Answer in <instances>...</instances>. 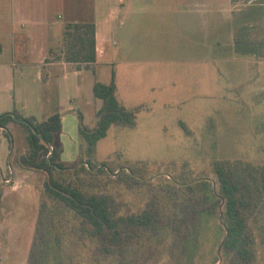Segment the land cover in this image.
Returning <instances> with one entry per match:
<instances>
[{"label":"rangeland","instance_id":"1","mask_svg":"<svg viewBox=\"0 0 264 264\" xmlns=\"http://www.w3.org/2000/svg\"><path fill=\"white\" fill-rule=\"evenodd\" d=\"M126 27L112 38L121 44H110L103 59L83 68L75 111H57L64 117L60 161H79L77 112L95 127L102 101L93 85L114 77L117 99L138 108L136 125L111 126L93 161L135 170L139 185L114 189L125 209L185 220L178 231L146 242L131 264H245L221 246L219 167L246 190L250 264H264V0H185L164 11L155 6L133 42L129 21ZM74 42L62 39L54 56ZM16 79L28 101L14 108L40 122L49 118L54 102L44 109L33 100L39 92L34 69ZM23 134L19 125L12 141L0 134V264H27L40 204L44 176L17 164L26 148ZM74 264L93 263L87 253Z\"/></svg>","mask_w":264,"mask_h":264},{"label":"trees","instance_id":"2","mask_svg":"<svg viewBox=\"0 0 264 264\" xmlns=\"http://www.w3.org/2000/svg\"><path fill=\"white\" fill-rule=\"evenodd\" d=\"M71 40L75 42L67 46L60 59L77 64V68L83 65L88 69L96 63L93 23L66 24L63 42L67 44ZM116 90L114 77L107 85L94 83V97L102 101L96 111L95 127L85 125L83 114L77 112L82 142L76 163L60 161L62 146L57 137L62 132V115L59 112L41 122L25 117L17 109L0 115V134L9 141L13 140L14 126L23 129L26 148L17 158V164L44 176L27 264H74L76 258L87 253L93 264H100L104 259L111 264H131L146 242L160 239L164 231L176 232L185 223L184 219H163L148 209L141 212L125 209L114 189L124 184L128 191L132 190L140 184L137 173L131 168L128 173L93 161L98 141L111 126L132 128L136 125L138 108L124 106L117 99ZM218 174L219 203H223L219 214L222 249L250 264L254 252L247 216L249 197L235 176L231 177L221 167Z\"/></svg>","mask_w":264,"mask_h":264},{"label":"crops","instance_id":"3","mask_svg":"<svg viewBox=\"0 0 264 264\" xmlns=\"http://www.w3.org/2000/svg\"><path fill=\"white\" fill-rule=\"evenodd\" d=\"M184 1L0 0V115L28 101L23 98L22 86L17 87L16 78L24 76L29 68L34 69L39 83L38 95L33 100L41 108H49L54 102L52 114L64 107L75 111L73 103L80 96L83 67L77 68V64L54 56L66 24L95 25L97 64L107 55L110 44H121L112 42V38L126 31L128 21L133 42L138 38V27L149 22V13L155 6L164 11ZM30 116L37 120L35 115Z\"/></svg>","mask_w":264,"mask_h":264},{"label":"built area","instance_id":"4","mask_svg":"<svg viewBox=\"0 0 264 264\" xmlns=\"http://www.w3.org/2000/svg\"><path fill=\"white\" fill-rule=\"evenodd\" d=\"M5 183L8 185L11 184L12 183V177L5 179ZM12 187H14V186H12Z\"/></svg>","mask_w":264,"mask_h":264}]
</instances>
